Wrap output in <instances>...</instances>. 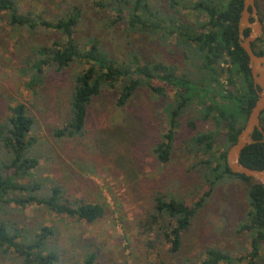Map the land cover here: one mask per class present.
I'll list each match as a JSON object with an SVG mask.
<instances>
[{
	"label": "rangeland",
	"instance_id": "1",
	"mask_svg": "<svg viewBox=\"0 0 264 264\" xmlns=\"http://www.w3.org/2000/svg\"><path fill=\"white\" fill-rule=\"evenodd\" d=\"M97 1L101 0H18L23 11L40 13L46 19H53L56 13L76 4L83 11L75 33L81 45L98 38L103 49L120 63L132 67L133 54L141 64H174L179 74L186 73L193 79L199 76L197 60L186 59V47L176 38L185 28H196L207 20L205 14L193 8L199 0H150L162 27L172 30L168 35L130 31L126 20L114 22L116 15ZM256 6L264 41V0H256ZM10 20L8 11L0 12V118L8 115L10 107L23 103L35 118L31 132L37 139L33 154L40 158L34 176L23 182L35 178L47 188L62 187L71 199L102 204L107 212L104 218L90 223L50 212L37 204L22 208L10 203L0 204V218L11 221L28 237L39 232L41 226L54 229L55 234L42 253L46 255L48 249L59 246L61 257L56 264H78L90 250L97 251V264H202L209 248L241 259L234 264H250L251 233L240 230L250 211L245 186L231 175L212 185L214 177L211 173L206 176L209 170L201 160L210 154L197 147L193 138L214 126L198 121L196 127L190 126L189 122L198 116V102L194 101L181 115L167 164L158 161L154 147L168 129L167 108L175 99L176 89L158 74L143 84L124 107H118L116 101L125 82L121 80L115 88L105 87L92 100L83 136L58 139L54 131L67 120L75 75L85 65L74 62L59 70L55 63L46 65L40 78L30 86L26 58L32 46H53L63 36L53 30H39L37 43L31 46L29 35L13 27ZM226 77L222 75L221 80L229 86ZM154 88L162 89L164 94ZM228 148L221 135L212 153L218 156ZM207 191L210 194L184 233L178 253H169L168 244L157 239L155 229L148 231L142 225L152 213L156 193L175 195L193 206ZM154 239L162 243L150 248L147 241ZM85 243L93 247L84 248ZM259 251L256 264H264V242ZM0 264H23V258L14 250L0 249Z\"/></svg>",
	"mask_w": 264,
	"mask_h": 264
},
{
	"label": "trees",
	"instance_id": "2",
	"mask_svg": "<svg viewBox=\"0 0 264 264\" xmlns=\"http://www.w3.org/2000/svg\"><path fill=\"white\" fill-rule=\"evenodd\" d=\"M96 4L109 8L116 15L114 22L126 20L130 31L140 30L149 34L160 32L166 35L172 32L162 27L150 0H108L106 3L101 0ZM193 8L205 14L207 20L196 28H185L176 38L186 47V59L197 60L199 76L196 79L186 73L179 74V68L174 64L153 61L141 64L133 54L132 67L120 63L103 49L98 38H92L87 45H81L75 33L83 18V11L76 4L56 13L53 19H46L40 13L23 11L18 0H0V12L8 11L11 14V25L29 35L31 46L37 43L35 40L39 30L49 29L63 36L55 40L53 46L46 43L32 46L26 58V70L31 75L30 86L40 78L46 65L55 63L58 70L74 62L85 65V69L75 75L67 120L54 131L58 139L83 136L92 100L105 87L115 88L121 80L125 82L119 89L116 101L118 107H124L143 84L150 83L158 74L176 89L175 99L167 108L168 129L154 147L158 161L167 164L171 160L180 117L194 101L198 102L199 113L195 121L189 122L190 126L196 127L197 121L204 124L211 122L214 129L199 132L193 138V143L210 154L201 163L209 170L206 176L214 177L212 185L225 175L234 176L243 182L250 211L248 220L241 224L240 230L251 233L252 251L249 258L250 264H256L261 243L264 242V186L252 178L230 171L226 161L228 149L218 156L212 153L221 135L229 147L236 142L258 98L249 57L239 43L238 24L243 0H199ZM249 31L246 29L245 35ZM252 46L258 55H264V41L261 37ZM222 64L227 67L224 68ZM224 74L229 86L221 80ZM154 90L164 94L160 88ZM260 120L264 128V111ZM34 125L35 118L23 103L10 107L8 115L0 118V204L6 206L15 203L22 208L28 204H37L50 212L77 217L90 223L104 218L107 209L102 204L84 199L73 200L62 187L47 188L35 178L29 183L23 182L34 176L33 171L40 164L39 156L33 154L37 140L31 133ZM253 139L256 142L243 149L240 161L248 167L264 170L262 133L256 130ZM11 194L14 197H10ZM209 194L210 191L205 192L190 206L175 195L158 192L153 198L152 213L144 219L142 225L148 231L155 229L157 239L168 244L169 253L176 254L183 246L184 233L190 228L193 218ZM53 234L54 229L41 226L39 232L28 237L11 221L0 218V249L5 252L16 251L23 258V264L59 263V246L48 249L46 255L42 253ZM157 239L148 240V246L154 248L156 244L162 243L157 242ZM83 247L93 245L85 243ZM97 257V251H87L78 264H97ZM240 260L223 250L209 248L202 264H234Z\"/></svg>",
	"mask_w": 264,
	"mask_h": 264
},
{
	"label": "water",
	"instance_id": "3",
	"mask_svg": "<svg viewBox=\"0 0 264 264\" xmlns=\"http://www.w3.org/2000/svg\"><path fill=\"white\" fill-rule=\"evenodd\" d=\"M238 29L239 43L249 57V66L258 98L251 108L244 128L238 134L236 142L228 148L226 161L232 173L252 178L264 186V170L248 167L240 161L243 149L256 142L253 139L256 130L262 133V141H264V128L260 120L264 111V55H258L252 46L263 32L256 0H243ZM246 29H250L248 35H245Z\"/></svg>",
	"mask_w": 264,
	"mask_h": 264
},
{
	"label": "flooded vegetation",
	"instance_id": "4",
	"mask_svg": "<svg viewBox=\"0 0 264 264\" xmlns=\"http://www.w3.org/2000/svg\"><path fill=\"white\" fill-rule=\"evenodd\" d=\"M261 23H262V21H261ZM263 24V23H262ZM263 26V25H262Z\"/></svg>",
	"mask_w": 264,
	"mask_h": 264
}]
</instances>
